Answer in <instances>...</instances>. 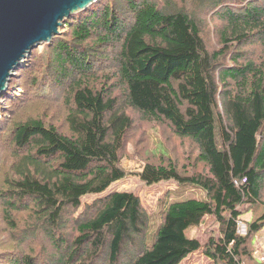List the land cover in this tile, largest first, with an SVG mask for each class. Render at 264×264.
Wrapping results in <instances>:
<instances>
[{
	"label": "trees",
	"instance_id": "obj_1",
	"mask_svg": "<svg viewBox=\"0 0 264 264\" xmlns=\"http://www.w3.org/2000/svg\"><path fill=\"white\" fill-rule=\"evenodd\" d=\"M101 1L46 42L40 79L33 53L22 67L36 89L26 98L56 101L65 128L29 117L13 129L18 161L1 194L8 264H179L200 249L187 233L207 216L220 227L203 248L213 264H264L249 249L264 233V0H193L190 10L186 0ZM21 85L0 99L24 103L32 89ZM141 122L166 125L195 156L160 148L126 170ZM128 175L194 185L202 197L148 213L114 190L75 215L82 197Z\"/></svg>",
	"mask_w": 264,
	"mask_h": 264
},
{
	"label": "rangeland",
	"instance_id": "obj_2",
	"mask_svg": "<svg viewBox=\"0 0 264 264\" xmlns=\"http://www.w3.org/2000/svg\"><path fill=\"white\" fill-rule=\"evenodd\" d=\"M162 1V0H160ZM102 4L101 0H97L92 3ZM104 3H107L110 6V3L113 4L112 0H105ZM103 3V4H104ZM186 7L190 10L192 8L193 0H186ZM90 6V5H89ZM84 10V9H83ZM82 11V10H81ZM78 11L76 13H80ZM208 21L210 19V14L207 16ZM208 24L210 28H213L214 21H209ZM63 31V34L68 32V27L63 25L59 28V33ZM62 34V33H61ZM211 37V36H210ZM46 42L39 44L36 47H33L29 53L21 60L19 65L12 70V75L10 80L7 82L6 89L2 93L9 94V87H11V82L13 80H18L22 84V89L30 87L28 84V78L25 76V73L22 69L25 66L29 57L32 54L34 59V66H32L33 73L32 77H36V79H40L43 72L36 73L38 67L35 68L37 64L44 66L46 63L45 57L47 56V51L45 50ZM24 74V75H23ZM16 82L12 83L11 91L16 95H19V86L15 85ZM32 91L28 95H22L24 98L26 96H30L33 93H36L35 87H30ZM0 94V96L2 95ZM56 97V96H55ZM50 97H44L41 95L34 96L32 98L27 99L24 103L21 104L16 99L12 103H4L3 99H0V113L2 116L0 117V255L1 257L7 253L10 255L9 258L2 259L0 264H8L9 260L12 259L15 255V250L11 249L13 247L12 243L6 241L5 232V223H2V212H3V204L2 201L5 198H2V192H5L8 188V180L12 175L11 168L18 161V153L15 149L16 146L13 145L11 134L13 133L14 127L27 120L29 117H36L40 119H48L49 122H53L59 128L64 127V119L63 112L57 106H61L56 104L53 99L47 100ZM50 104L54 106H50ZM9 110V111H7ZM3 130H6L3 132ZM168 149L171 156H179L181 159L182 156L186 155L188 152L191 153L192 157L195 156V153L190 150L188 142L185 140H180L171 135L168 127L166 125H156L153 123H145L141 122L139 126H136L135 130L131 132L129 137V143L126 148V152L124 158L122 159V166L129 171H136L140 166L139 157L136 156L137 153H158V150ZM183 163L184 161L181 160ZM128 191L134 193L139 197L143 207L148 213H153L158 211L161 207L171 201L182 200L186 197H202L200 190L194 186L189 184H178L174 181H162L153 185H146L142 181L139 180L137 176L128 175L122 180L116 181L109 186V188L99 195H87L81 198V205L75 212L79 214L84 211L86 206L91 205L98 198L104 196V194L111 191ZM2 198V199H1ZM252 218V212L247 213L244 217H241L243 220L242 223L245 224L250 221ZM246 227V225H245ZM240 233L243 232L241 228H238ZM188 236L196 238L201 247L197 251L188 255L185 259H183L179 264H213L205 255L203 254V248L206 245L209 238H217L220 235V227L216 223L214 217L207 216L205 217L201 223L192 228L188 233ZM42 240V238H41ZM249 249L253 251L255 256H260L264 258V233L256 234L253 240L252 245L249 244ZM39 250L37 247L34 252Z\"/></svg>",
	"mask_w": 264,
	"mask_h": 264
},
{
	"label": "water",
	"instance_id": "obj_3",
	"mask_svg": "<svg viewBox=\"0 0 264 264\" xmlns=\"http://www.w3.org/2000/svg\"><path fill=\"white\" fill-rule=\"evenodd\" d=\"M96 0H0V94L33 47L49 42L64 20Z\"/></svg>",
	"mask_w": 264,
	"mask_h": 264
},
{
	"label": "built area",
	"instance_id": "obj_4",
	"mask_svg": "<svg viewBox=\"0 0 264 264\" xmlns=\"http://www.w3.org/2000/svg\"><path fill=\"white\" fill-rule=\"evenodd\" d=\"M238 227H237V231H238V228H241L242 230H243V232L242 233H240L239 231V233L240 234H245L246 233V227H245V225L242 223V222H238Z\"/></svg>",
	"mask_w": 264,
	"mask_h": 264
},
{
	"label": "bare ground",
	"instance_id": "obj_5",
	"mask_svg": "<svg viewBox=\"0 0 264 264\" xmlns=\"http://www.w3.org/2000/svg\"><path fill=\"white\" fill-rule=\"evenodd\" d=\"M19 65V64H18Z\"/></svg>",
	"mask_w": 264,
	"mask_h": 264
}]
</instances>
